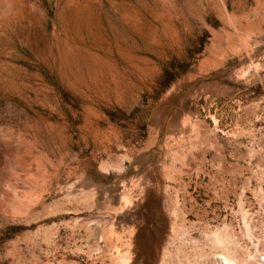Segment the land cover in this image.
<instances>
[{"label": "rangeland", "instance_id": "1", "mask_svg": "<svg viewBox=\"0 0 264 264\" xmlns=\"http://www.w3.org/2000/svg\"><path fill=\"white\" fill-rule=\"evenodd\" d=\"M0 264H264V0H0Z\"/></svg>", "mask_w": 264, "mask_h": 264}]
</instances>
